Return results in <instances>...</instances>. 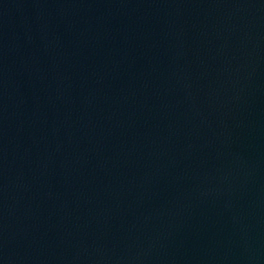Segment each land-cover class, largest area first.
Here are the masks:
<instances>
[{"label": "water", "instance_id": "1", "mask_svg": "<svg viewBox=\"0 0 264 264\" xmlns=\"http://www.w3.org/2000/svg\"><path fill=\"white\" fill-rule=\"evenodd\" d=\"M0 264H264V0H0Z\"/></svg>", "mask_w": 264, "mask_h": 264}]
</instances>
